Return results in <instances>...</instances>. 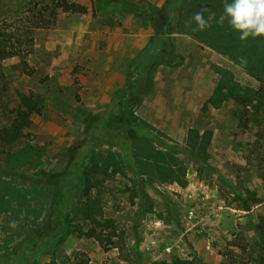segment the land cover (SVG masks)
Returning <instances> with one entry per match:
<instances>
[{
	"label": "rangeland",
	"instance_id": "rangeland-1",
	"mask_svg": "<svg viewBox=\"0 0 264 264\" xmlns=\"http://www.w3.org/2000/svg\"><path fill=\"white\" fill-rule=\"evenodd\" d=\"M58 1L0 0V131L12 124L18 93L42 106L23 139L0 143V264H256L264 254V204L252 210L264 202V36L241 41L234 32L233 53L249 74L231 55L173 33L171 59L152 72L132 114L116 118L127 84L120 73L142 51L140 36L157 34L151 12L168 0H67L87 12L57 10L55 19ZM201 1L224 13L222 0ZM198 44L223 59L199 57ZM228 74L258 94L259 110L232 99L208 104ZM191 130L212 134L204 159L190 151ZM92 151L123 161V173L98 168L91 188L77 192L64 175ZM158 152L168 156L164 173ZM84 207L94 209L90 218ZM91 219L111 221L104 234L123 238V258L119 238L103 247L88 236L101 231Z\"/></svg>",
	"mask_w": 264,
	"mask_h": 264
},
{
	"label": "trees",
	"instance_id": "trees-1",
	"mask_svg": "<svg viewBox=\"0 0 264 264\" xmlns=\"http://www.w3.org/2000/svg\"><path fill=\"white\" fill-rule=\"evenodd\" d=\"M227 1V0H225ZM203 6L201 0H168L166 5L159 9L158 11L151 12V23L153 28L156 31V35L151 38L148 45L139 53L137 58L132 62L129 76L127 77V84L123 91L118 96V106L116 107L113 116L116 118H121L128 114H132L135 107L139 104L140 96L146 91L145 86H149L150 76L152 72L161 64H167L171 59V50H172V40L170 35L177 31H182L183 34L190 35L194 39L207 46L216 49L217 51L223 54H229L233 59L244 68L247 69L250 74L251 68L244 62L241 61L240 55L233 53L234 45V32L235 30L229 25H221L216 23L220 18V13L216 12V9L213 8L210 10L208 7L207 12L204 13L205 18L207 19L211 12H214L215 17L211 21V27L206 28L202 31H193L194 28H197L196 22L193 20V15L196 12L201 11ZM210 7V6H209ZM57 10H61L67 13H81L85 14L87 12L86 8L70 3L67 0H59L55 8L52 10L51 15L56 19ZM215 10V11H214ZM187 20V22H186ZM45 23L42 25H37V28L45 27ZM188 27V28H187ZM185 28H187L185 30ZM184 30V31H183ZM217 40L223 41V46L219 48L216 44ZM238 45V43H236ZM3 49L2 43H0V54ZM2 55V54H1ZM5 59V56H0V61ZM259 69H264L259 66ZM220 72H223L220 70ZM260 78V77H259ZM259 80V79H258ZM150 87V86H149ZM258 94L247 88L240 85L235 79L230 75H223L222 80L219 83V86L216 88L215 93L212 98L209 99L208 104H211L215 108H219L220 105L229 100H235L239 102L242 106H251L255 102L256 96ZM19 105L17 107H11V114L13 116L12 124L9 128L3 129L0 131V143L3 147H10L19 142L25 137V131L30 129L32 126V116L39 115L42 111L41 102L32 93H18ZM264 106V101H261ZM256 109L259 107L254 106ZM259 110V109H258ZM212 134L210 132H205L203 135H200L197 131L191 130L189 133L188 146L191 153L194 156L202 157L204 159V152L210 144ZM85 155L79 153L75 158L72 167L67 170V173L64 175L65 180H70L71 184L75 187L77 186V192L82 191L85 188H91L90 186V175L95 173L98 168H101L103 174H107V169L113 165L116 169V172L123 173L122 163L114 162L113 158H103L99 153L92 151L89 152L86 158H83ZM158 160V168L164 173L165 170L171 169L167 165V154L162 152L156 153ZM166 158V160H165ZM111 161V163H110ZM79 165L80 169L77 172V175H74L72 172L74 165ZM90 166V170H86L83 174V168ZM121 168V169H120ZM89 174V176H88ZM92 209V210H91ZM89 207H84L82 213L87 218H90L94 209ZM244 211H250L251 208L249 205L245 204ZM92 223L98 225L101 228L99 233L91 232L88 234L89 237L94 238L99 244L103 247L105 241H108L110 245H115L113 242L114 238H119V244L115 246L119 249L120 258L124 257L125 254V243L121 236L117 235L115 231L111 232V235L107 236L104 234L105 229H112L111 221H108L105 226H101L98 220L91 219ZM105 228V229H104ZM259 236L262 238V243L264 244V231L263 227H258ZM107 238L108 240H105ZM121 241V242H120ZM107 249V248H106ZM264 249V248H263ZM184 260L176 259L175 261L168 263L165 261L155 262L152 264H186ZM256 264H264V254L260 253L257 256Z\"/></svg>",
	"mask_w": 264,
	"mask_h": 264
},
{
	"label": "clouds",
	"instance_id": "clouds-1",
	"mask_svg": "<svg viewBox=\"0 0 264 264\" xmlns=\"http://www.w3.org/2000/svg\"><path fill=\"white\" fill-rule=\"evenodd\" d=\"M207 8L193 15V20L197 28L193 31H202L211 27L213 16L205 18L204 13ZM228 19L230 26L240 33V40L246 41L250 37L258 38L264 36V0H231L225 2L224 13L219 18V23L223 25L225 19ZM241 61L246 63V58L241 57Z\"/></svg>",
	"mask_w": 264,
	"mask_h": 264
},
{
	"label": "crops",
	"instance_id": "crops-1",
	"mask_svg": "<svg viewBox=\"0 0 264 264\" xmlns=\"http://www.w3.org/2000/svg\"><path fill=\"white\" fill-rule=\"evenodd\" d=\"M222 2H226V1H225V0H222ZM134 36L137 37V36H139V35L134 34ZM146 37L149 38L148 36H146ZM140 38L142 39V41H141V45H140V50H143V49L148 45V43H149L150 40L147 39V38L145 39L144 36H142V37L140 36ZM188 42H189V40H188ZM198 45H199L200 47L202 46V45H200V44H198ZM198 50H199V52H200V53H199V57H200V56H203V55L206 56L207 54H208V56H212L211 53H214V54H213L214 58H220V59H223L222 56L216 54L215 52H213V51H212L211 49H209L208 47H205V46H204V47L202 46L201 48L198 47ZM129 58H131V56L127 57L126 60L130 61ZM134 58H135V57H134ZM136 58H137V57H136ZM136 58H135V59H136ZM135 59H134V60H135ZM130 69H131V67H130ZM129 71H130V70H129ZM129 71H128V72H125V73L121 72V73H120V76H121V77H125V78L128 77V76H129V73H130ZM254 81H255V80H254ZM125 83H126V82L124 81V84H125ZM125 85H126V84H125ZM259 183H260V182H259ZM263 204H264L263 201L257 203L256 207L253 208L252 210L254 211V209H258V208H259L260 206H262ZM0 206H1V201H0ZM0 211H1V208H0Z\"/></svg>",
	"mask_w": 264,
	"mask_h": 264
}]
</instances>
